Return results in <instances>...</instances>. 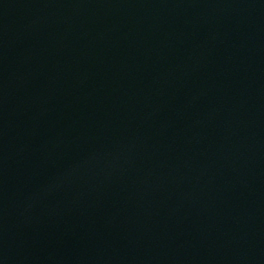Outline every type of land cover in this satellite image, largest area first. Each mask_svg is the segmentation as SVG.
Masks as SVG:
<instances>
[{
  "label": "water",
  "instance_id": "water-1",
  "mask_svg": "<svg viewBox=\"0 0 264 264\" xmlns=\"http://www.w3.org/2000/svg\"><path fill=\"white\" fill-rule=\"evenodd\" d=\"M0 264H264V0H0Z\"/></svg>",
  "mask_w": 264,
  "mask_h": 264
}]
</instances>
